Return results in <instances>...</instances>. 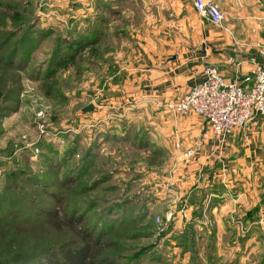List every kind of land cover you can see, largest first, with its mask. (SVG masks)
<instances>
[{
    "label": "rangeland",
    "instance_id": "rangeland-1",
    "mask_svg": "<svg viewBox=\"0 0 264 264\" xmlns=\"http://www.w3.org/2000/svg\"><path fill=\"white\" fill-rule=\"evenodd\" d=\"M7 1L13 0L1 3ZM20 1L32 4L24 17L0 4V41L14 36L12 47L23 34L30 41L26 58L18 57L11 70H4L0 51V264H32V256L74 240L51 220L75 208L85 213L80 227L106 230L117 264H264V206L260 213L248 203L211 212L209 203H193L204 194L180 203L173 184L170 197L154 186L177 163L152 142L155 114L122 92L130 87L126 65L111 61L109 37L95 44L93 17L82 21L69 11L79 6L69 2L53 8L49 0ZM79 35L95 43L47 73L61 39ZM88 104L93 111L82 113ZM251 161L247 193L255 190L257 203H264V159ZM65 177L75 184L62 187Z\"/></svg>",
    "mask_w": 264,
    "mask_h": 264
},
{
    "label": "crops",
    "instance_id": "crops-1",
    "mask_svg": "<svg viewBox=\"0 0 264 264\" xmlns=\"http://www.w3.org/2000/svg\"><path fill=\"white\" fill-rule=\"evenodd\" d=\"M49 1L53 8L68 4ZM192 1L81 0L76 12L69 11L81 14L82 21L93 17L94 33H105L96 45L109 37L111 61L126 65L122 70L130 87L121 88L122 92L140 103L143 111L155 114L150 123L152 142L167 148L177 163L154 185L163 197L165 189L170 197L168 187L173 184L180 203H188V194H204V199L193 203H209L211 212L216 206L239 210L248 203L260 213L264 203H257L255 190L247 193L246 165L264 159V118L256 119L244 134L219 139L201 117L176 113L171 106L205 80L207 67L218 68L226 80L250 70L251 60L257 59L255 45L264 37V0H213L224 15L220 27L197 15ZM188 149L192 155L183 159Z\"/></svg>",
    "mask_w": 264,
    "mask_h": 264
},
{
    "label": "built area",
    "instance_id": "built-area-1",
    "mask_svg": "<svg viewBox=\"0 0 264 264\" xmlns=\"http://www.w3.org/2000/svg\"><path fill=\"white\" fill-rule=\"evenodd\" d=\"M77 4L81 0H66ZM193 10L211 25L220 27L224 19L213 0H193ZM257 59L251 60L250 70L234 80H226L216 67L205 68V80L178 98L171 106L176 113H193L201 117L209 131L217 138L244 134L254 121L264 118V37L255 45ZM233 62V59H229ZM188 149L182 158L189 159ZM171 213L166 217L170 222ZM163 222L162 219H156Z\"/></svg>",
    "mask_w": 264,
    "mask_h": 264
},
{
    "label": "trees",
    "instance_id": "trees-1",
    "mask_svg": "<svg viewBox=\"0 0 264 264\" xmlns=\"http://www.w3.org/2000/svg\"><path fill=\"white\" fill-rule=\"evenodd\" d=\"M1 1L2 0H0V4L11 10L14 16L21 17H24V12L29 11L27 7L32 5L30 2L23 4L20 0L3 3H1ZM20 4L23 6L21 7ZM30 30L31 28H27L26 32ZM50 32L52 31L50 30ZM51 34L52 33L47 36ZM93 36H97L99 40L100 32H98V34L93 33ZM13 37L10 36L9 39L0 41V51L5 50V71L11 70L15 66V60L18 57L24 60L27 56L25 52L30 48L29 46H24L30 43L27 34H23L20 38V42L11 47L10 44ZM61 41L63 42L62 46L58 47L56 49L57 52L53 53L49 59L50 69H46L47 73L53 72V74H55L56 70L62 69L67 63L69 64L73 61L74 58H71L72 55L75 56L79 54L86 45L95 43L94 37L90 40L80 35L71 40L62 38ZM139 144H141V142ZM86 159L89 160V157ZM86 162V160L83 161V166L86 165ZM73 184H75V179L71 177H65L62 181V187L71 186ZM254 210L258 211L257 209ZM83 211L84 210L75 208L65 215L62 220H51V225L54 229L59 231L69 230L73 233L74 240L62 242L55 249H46L37 257L36 255L32 256L30 259L32 264H117L112 255L108 253V248L112 246L111 243L104 241L107 235L106 230L94 224L80 227L83 225L85 218V213H83Z\"/></svg>",
    "mask_w": 264,
    "mask_h": 264
},
{
    "label": "water",
    "instance_id": "water-1",
    "mask_svg": "<svg viewBox=\"0 0 264 264\" xmlns=\"http://www.w3.org/2000/svg\"><path fill=\"white\" fill-rule=\"evenodd\" d=\"M94 109V105L93 104H88L87 106H85L84 108L81 109L82 113L86 114V113H91Z\"/></svg>",
    "mask_w": 264,
    "mask_h": 264
}]
</instances>
